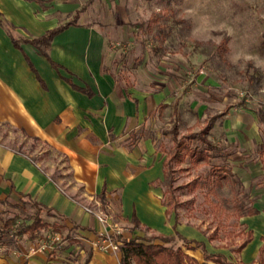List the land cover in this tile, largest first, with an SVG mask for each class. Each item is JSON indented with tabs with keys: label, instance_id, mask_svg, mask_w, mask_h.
Instances as JSON below:
<instances>
[{
	"label": "crops",
	"instance_id": "0c3cea01",
	"mask_svg": "<svg viewBox=\"0 0 264 264\" xmlns=\"http://www.w3.org/2000/svg\"><path fill=\"white\" fill-rule=\"evenodd\" d=\"M84 8L79 0H0V121L62 152L72 172L70 183L62 185L36 159L0 142V198L13 202L26 198L61 222L66 233L42 228L43 235L37 232L33 238L63 239L57 263L63 259L65 264H121V251H102L95 246L104 226L84 207L96 206L108 214V228L133 226L132 236L114 234L118 240L145 233L168 235L177 230L192 240L191 245L202 241L209 253H224L237 264H264V201L252 205L257 213L241 216L253 238L239 250L228 251L232 257L224 248L215 247L201 230L186 227L180 218L174 227L175 213L166 212L160 183L164 153L161 151V159H154L151 139L138 128L158 103L168 108L173 102V113L177 114L184 99L172 81L163 80L160 89L151 91L149 83L134 86L108 71L105 34L96 24L85 21ZM60 25L64 27L42 48L45 53L30 41ZM207 105L191 100L194 123L203 125L219 114L212 127L217 118L223 120L229 136L231 126L249 122L227 112V104L201 121ZM248 125L250 141L244 142L250 148L258 137L255 124ZM190 127L199 129L189 125L187 130ZM157 219L170 229L157 230ZM185 251L204 260L200 246ZM45 259L37 254L20 264L43 263ZM3 261L0 258V264Z\"/></svg>",
	"mask_w": 264,
	"mask_h": 264
},
{
	"label": "rangeland",
	"instance_id": "374dc122",
	"mask_svg": "<svg viewBox=\"0 0 264 264\" xmlns=\"http://www.w3.org/2000/svg\"><path fill=\"white\" fill-rule=\"evenodd\" d=\"M79 4L85 6V21L96 24L105 34L109 49L106 68L117 79L139 87L149 83L151 91L160 89L163 80L178 85L184 102L177 114L173 113V102L168 108L158 103L138 128L151 139L154 159H161V151L172 146L173 121L178 122L180 133H186L189 125L194 129L202 125L194 123L193 98L208 104L201 112V121L225 104L227 112L249 121L241 127L231 126L228 136L223 120L217 118L209 137L221 145L213 153L223 152L225 157L214 154L208 162H196L188 156L174 160L171 186H166L164 195L186 227L201 230L212 236L215 247L233 252L244 239L245 227H249L237 215L235 203L246 209L264 201V0H79ZM223 43L225 48L220 46ZM256 72L261 74L259 85L249 79ZM249 123L255 124L258 138L247 148L244 141H250L246 134ZM0 142L36 159L62 185L70 183L67 156L49 143L1 121ZM222 164L231 169V175L216 176L223 171L217 168ZM240 171L246 174L241 176ZM38 209L26 198L20 202L0 198V258L5 260L1 264H20L37 254L46 259L36 264H65L63 259L56 261L65 245L63 239H29L15 232L29 223ZM39 215L44 221L59 224L56 231L66 233L50 212L40 209ZM12 216L15 224L5 234L3 222ZM156 223L157 230L170 229L159 219ZM121 232L132 236L133 226L123 225ZM116 233L115 227H103L97 243ZM155 240L187 249L179 238L165 242L156 237L152 242Z\"/></svg>",
	"mask_w": 264,
	"mask_h": 264
},
{
	"label": "trees",
	"instance_id": "16d2710c",
	"mask_svg": "<svg viewBox=\"0 0 264 264\" xmlns=\"http://www.w3.org/2000/svg\"><path fill=\"white\" fill-rule=\"evenodd\" d=\"M77 16V15H76ZM64 25L57 26L53 29L46 31L43 35L39 37H35L30 39L32 43L37 45L41 52L45 53L42 49L47 46L52 39L53 35L61 30ZM220 46L225 48L224 43ZM256 70V69H255ZM250 82H255L256 85H259L261 80V74L256 72L249 76ZM219 116V114L212 115L209 117L206 122L198 129L193 130L192 127L188 128L186 133H180V129L178 126V122L173 121L172 126L170 128V132L172 134V146L169 147L168 150H164V158H163V169L164 176L160 183L163 185V198L166 193V186H171L170 182L172 180V167L171 163L174 160H182L186 156L189 158H193L196 162L201 160L203 162H208L210 158L215 154L221 157H225V153H213L214 151L220 150V144L212 141L209 138V131L212 127L213 120ZM193 142H199L201 145L192 144ZM218 169L223 171H219L217 173V177H227L232 174L230 168L226 167L225 164L217 166ZM171 193L173 190L171 189ZM163 202L167 205L166 212L170 213L174 211L175 219H174V227L179 222V217L177 211L173 207H171L165 200ZM36 207H38V211L31 216V222L25 223L22 226L15 229V232L18 234L26 233L27 237L33 239L36 237L37 232L44 229H58L60 226L56 224V222H46L43 221L41 216L39 215V210L41 207L36 202H32ZM235 207L237 209V215L239 217L243 215H252L258 212V209L253 206H248L246 209L238 206L235 203ZM49 212V211H47ZM135 223L136 220H135ZM15 224V217H8L3 222V230L5 234L8 231L12 230ZM245 233V234H244ZM244 239L236 248L239 250L242 248L247 242H249L253 238V233L250 229H244ZM160 238L162 241L168 242L172 241L176 238H180L189 249H193L196 246H200L204 251V260L199 261L195 257L186 253L185 250L181 249V247L173 248L161 243L152 242L154 238ZM111 238L113 240H118L117 235H112ZM209 239L212 236H208ZM190 242L192 240L187 239L182 236L177 230L172 234L164 235V234H152L150 237L146 238L145 236H135L129 240L122 241V244L119 246L121 251V264H209L208 260L215 261L219 264H237L230 260L224 253H209L204 247V243L202 241H194L195 245H191ZM262 249V248H261ZM26 264V262H24ZM45 264H50L46 262Z\"/></svg>",
	"mask_w": 264,
	"mask_h": 264
},
{
	"label": "built area",
	"instance_id": "2783aa9c",
	"mask_svg": "<svg viewBox=\"0 0 264 264\" xmlns=\"http://www.w3.org/2000/svg\"><path fill=\"white\" fill-rule=\"evenodd\" d=\"M84 208L87 212L93 214L104 227L109 226L108 214L104 212L102 209L96 206H85ZM115 228H116V232L119 233L120 228L118 227ZM121 243H122L121 240H113L111 238V235H106L103 239V242L102 243L96 242L95 246H97V248H99L102 251H110V250L116 251L119 249Z\"/></svg>",
	"mask_w": 264,
	"mask_h": 264
}]
</instances>
